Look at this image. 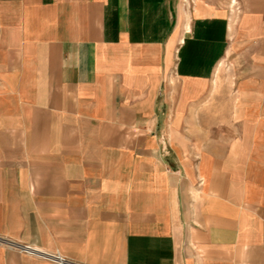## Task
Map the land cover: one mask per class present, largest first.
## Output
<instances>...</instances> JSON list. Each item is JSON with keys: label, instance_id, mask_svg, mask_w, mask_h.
Wrapping results in <instances>:
<instances>
[{"label": "crops", "instance_id": "0c3cea01", "mask_svg": "<svg viewBox=\"0 0 264 264\" xmlns=\"http://www.w3.org/2000/svg\"><path fill=\"white\" fill-rule=\"evenodd\" d=\"M0 238L264 264V0H0Z\"/></svg>", "mask_w": 264, "mask_h": 264}, {"label": "built area", "instance_id": "2783aa9c", "mask_svg": "<svg viewBox=\"0 0 264 264\" xmlns=\"http://www.w3.org/2000/svg\"><path fill=\"white\" fill-rule=\"evenodd\" d=\"M8 245L10 247L17 248L22 254L42 260V261H47L53 264H76L73 262L68 261L64 257H62L58 252H48V251H43L40 249V251L31 249L28 245H17L15 243H12L10 241H7L5 239L0 238V245Z\"/></svg>", "mask_w": 264, "mask_h": 264}, {"label": "rangeland", "instance_id": "374dc122", "mask_svg": "<svg viewBox=\"0 0 264 264\" xmlns=\"http://www.w3.org/2000/svg\"><path fill=\"white\" fill-rule=\"evenodd\" d=\"M17 245H23V244H17ZM0 246H3V247H6V248H8V249H13V250H15L16 252H18V253H20L21 255H24V254H22L17 248H14V247H10V246H8V245H5V244H1ZM28 246H30V245H28ZM34 247V246H33ZM37 248V247H36ZM49 252V251H48ZM54 252H57V251H54ZM24 256H26V255H24ZM26 257H29V256H26ZM30 258H32V257H30ZM33 259H35V258H33ZM36 260H38V259H36Z\"/></svg>", "mask_w": 264, "mask_h": 264}, {"label": "bare ground", "instance_id": "6f19581e", "mask_svg": "<svg viewBox=\"0 0 264 264\" xmlns=\"http://www.w3.org/2000/svg\"><path fill=\"white\" fill-rule=\"evenodd\" d=\"M31 247V249H34V250H37V251H40V249L36 248V247H33V246H29Z\"/></svg>", "mask_w": 264, "mask_h": 264}]
</instances>
